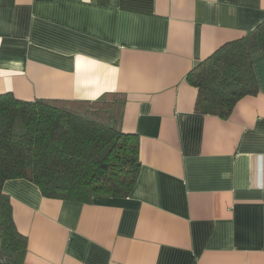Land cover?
Masks as SVG:
<instances>
[{"label": "crops", "instance_id": "crops-1", "mask_svg": "<svg viewBox=\"0 0 264 264\" xmlns=\"http://www.w3.org/2000/svg\"><path fill=\"white\" fill-rule=\"evenodd\" d=\"M264 21V0H0V95L126 96L141 167L122 199L43 197L8 181L21 264H264V57L228 118L188 75Z\"/></svg>", "mask_w": 264, "mask_h": 264}, {"label": "trees", "instance_id": "trees-1", "mask_svg": "<svg viewBox=\"0 0 264 264\" xmlns=\"http://www.w3.org/2000/svg\"><path fill=\"white\" fill-rule=\"evenodd\" d=\"M264 57V21L220 47L188 75L196 113L228 118L236 104L258 93L255 63ZM126 96L96 101L0 95V264H21L27 238L15 224L8 181L34 183L43 197L91 203L133 192L141 167L138 135L122 131Z\"/></svg>", "mask_w": 264, "mask_h": 264}]
</instances>
